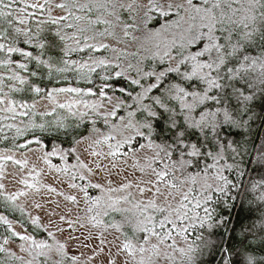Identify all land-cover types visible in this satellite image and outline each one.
Returning a JSON list of instances; mask_svg holds the SVG:
<instances>
[{
    "label": "snow or ice",
    "instance_id": "6c2138e0",
    "mask_svg": "<svg viewBox=\"0 0 264 264\" xmlns=\"http://www.w3.org/2000/svg\"><path fill=\"white\" fill-rule=\"evenodd\" d=\"M19 2L20 0H0V68L8 69L10 73L7 76L0 75V113H11L10 117L3 115L0 119L28 116V111L17 109L34 108L38 99L49 100L54 105L53 111L56 107L68 109L75 116L76 113L72 109L81 101L57 103L55 96L59 93H72L82 97L97 95L96 92L92 89L85 92L76 87L49 90L35 84L32 78H42L47 74L51 80L54 74L82 72L84 69L92 73L97 68L112 66L121 70L115 71L114 75L110 73L104 76L105 81L127 79L125 73L133 69V65L129 64L128 68L124 69L119 63L112 64L111 61L97 59L92 54L102 50L111 51L115 54L116 61L122 56L136 55L111 47L109 43L104 42L109 38L116 44L138 45V50L148 53L145 58L156 61L157 67L150 71L135 68L138 78L130 79V83L141 88L138 96L133 97L139 107L128 111L127 119L118 116L117 112L123 106V101L117 102L105 113L103 120L105 125H109V134L103 135L102 139H94L92 143L107 144L109 150L104 153L93 149L90 155L101 159L111 158V165L115 168L116 161L121 156L127 158L130 154L151 150L153 155L148 158L146 164H132L134 169L144 173L146 177L135 184L136 191L140 196L148 193L150 198L133 201L132 192L129 191L134 186L131 181L122 183L119 187H111L109 182L106 189L100 183L90 181L83 186L73 183L69 187L79 188V191L83 192L85 203L91 204L88 212H92L94 206L101 201V197L89 196V188L100 189L105 194L127 192L126 195L115 199L109 195V203L103 214L108 215V210L117 213H132L135 210L138 213L131 218L126 216L131 233L130 236H125L118 249L125 254L129 264H155L154 257L158 260L162 249L179 251L184 264H201L202 247H216L210 239L206 241L204 236L200 235L197 239L201 243L196 246H193L195 242L190 243L186 249H176L174 243L168 242L174 240L173 233L184 235L187 239L191 235L190 229L196 226L195 221L199 222L202 229L207 225L209 237L214 227H219L220 224L227 226V218H221L219 222L214 219L215 210L210 211L209 205L213 202L214 194L227 195L226 188L231 185V181L222 174V169H218L215 175L209 170L214 169L215 162L223 158V124H236L234 112H230L225 105L232 106L235 98L236 107L241 108L242 115L251 112L252 107H259L264 113V0H147L146 4L131 0L127 6L120 0H44V3L36 0L31 4L23 0L24 7L14 9L13 6ZM50 4L62 10L64 15L53 17L49 11L47 20H37L39 27L36 33L28 27L16 26L14 23L16 21L19 25H26L27 20L23 18L26 9L44 11ZM133 10L137 11V15L131 18L130 22L121 20V12ZM29 15L35 16L36 13ZM4 23L8 28L2 27ZM46 24L56 27H44ZM101 26H104L103 29ZM117 26L120 28V34L114 30ZM73 53L88 55V61L81 63L69 59ZM14 55L20 59H13ZM257 72L258 75L253 76ZM84 78L88 79L87 76ZM145 79L149 83H142ZM5 80L15 83L6 84ZM88 82L91 83V80ZM5 88L8 91H5ZM105 88L114 86L105 84L98 90L100 97L111 100ZM24 91L34 94L33 104L18 102L10 96L11 93ZM118 91L125 93L127 90L121 87ZM144 99L151 102L144 104ZM84 106L92 111L102 107L99 103H85ZM137 113L140 118H137ZM80 115L83 117L86 113L82 112ZM109 117L119 122L109 124ZM253 118L261 117L249 116V120ZM38 127L45 130L43 124ZM49 127H54L57 132L61 129L66 131L68 128L62 122L50 124ZM92 131L98 133L99 129L93 127ZM76 142L81 143L82 140ZM31 143L43 147L39 139L29 140L18 147L25 148ZM227 146L230 147L231 143ZM56 154H60L61 159L65 158L62 152L54 148L51 152H45L42 159L50 169L60 172L62 170L52 165L49 160L50 156ZM202 158L211 159L214 163H204L203 168L195 173L189 171L200 168ZM261 158L264 159V153ZM76 159L77 165L72 167L84 170L87 176L94 175L97 169L107 170L98 161L93 169L80 161L79 156ZM0 160L27 165V161H16L12 156H2ZM227 167L231 169V165ZM63 171L66 173L68 169ZM201 174L204 183L196 188L194 185ZM36 175H39V172H36ZM87 176L80 174L79 179L86 180ZM72 179H76L75 174ZM209 180L213 182L209 183ZM19 182L27 188H35V185L26 180ZM3 188L4 185L0 184V189ZM36 190L39 191L38 188ZM47 191L57 193V190L50 186ZM24 195L26 192L20 191L5 196L4 192L0 191V197L7 201H16L18 196ZM64 198L72 203L77 202L76 196L67 195ZM258 199L264 202V195ZM122 203L131 204V208L122 207ZM36 207L40 205L37 204ZM196 209H201L204 216L201 217ZM155 214H160L162 218ZM60 219L71 226L72 222L67 221L64 216ZM89 222L93 227L100 223L95 216H91ZM185 222H188L187 226ZM0 224L7 225L13 237L29 242L30 250L21 247V251H27L32 256V260L27 264H33L37 257L44 258L43 264H63L62 260L55 258L53 245L12 230L10 221L2 214ZM32 224H38V218L33 217ZM108 227L120 231L119 225ZM255 227L264 230V221L259 225L253 224L245 231L251 232ZM52 235L53 233L48 232L49 237ZM153 239L155 243H152ZM7 243L5 238L4 244ZM101 243L104 241L101 240ZM260 243L264 245V240ZM64 248L63 244H57L55 251L66 256ZM222 251L228 253L225 264H264V257L258 261L256 257L247 254V250L243 258L239 252L233 254L228 249ZM5 252L7 249L0 245V253ZM16 259L23 258L17 256ZM68 259L76 262L78 257L71 256ZM109 264L113 262L110 261Z\"/></svg>",
    "mask_w": 264,
    "mask_h": 264
},
{
    "label": "rangeland",
    "instance_id": "374dc122",
    "mask_svg": "<svg viewBox=\"0 0 264 264\" xmlns=\"http://www.w3.org/2000/svg\"><path fill=\"white\" fill-rule=\"evenodd\" d=\"M29 4L36 2V0H27ZM127 6L131 0H120ZM39 3H44V0H39ZM138 4H146L147 0H137ZM15 8L24 7L23 0H20L19 3L13 6ZM49 11L53 17L64 15L63 11L51 6H48L47 10L40 11L34 10L32 8L26 9L23 18L27 20L26 25H19L18 22L14 21L16 26L28 27L33 33L38 31L37 20H47L49 16ZM35 12L36 15L32 16L29 13ZM17 14L18 13H15ZM137 15V11L133 10L121 12V20L130 22L131 18ZM44 26H54L51 24H46ZM104 26H101L103 29ZM118 34H120V28L117 26L114 29ZM105 43H109L111 47H116L122 51L128 53H136L135 56L127 55L122 56L119 61L114 60V53L111 51H104L103 55L96 57L97 59L104 58L112 62V64L119 63L121 68L127 69L128 65H133V69L125 73L126 85L122 82L114 86V88H105L108 97H111V100L107 98L100 97L98 94L99 89H92L89 87L76 86L73 84L65 83L56 86H51L48 89L59 88V87H76L80 88L83 91L92 89L93 92H96L97 95H84L82 97H77L72 93H59L55 96L57 103H72L74 101H81L77 103L72 109L76 113L73 116L68 109H61L56 107L53 111L54 105L47 99H38L35 101V107L31 109H20L17 111H28V116H17L15 119H0V139L4 141L10 140L12 137L21 139L20 137L25 136L26 132L29 129H37L39 125L43 124L45 127H49L50 124L64 123L66 120L77 121H95V124H92L93 127L99 129V132H92V135L88 139H78L82 140L81 143L76 141L72 143L69 148H61L57 145L46 148L44 147L43 142L40 145L36 143L28 144L27 147L21 149H9L0 147V157L2 156H12L13 160L16 161H27L26 166L21 164H15L13 161L0 160V184L4 185L3 191L5 196L11 193H17L20 191L26 192L24 196H18L16 201H9L12 205L19 207L23 210L27 220L32 224V218H38V224L34 225L35 228L41 229L44 232L43 238L34 237L31 233L26 231L22 225L13 219L7 218L12 226V230L16 231L21 235H29L37 241L44 240L49 244L53 245V254L56 259L62 260L63 264H129L125 254L118 251L120 244L124 241L125 236H130L131 226L126 222V216L131 218L132 216L138 215V213L133 210L132 213H117L111 210H108V215H104V210L107 207L108 196L111 195L113 199L126 195L125 193H108L102 192L100 189H88L89 196L91 197H101V201L98 205L94 206L92 212H88L87 209L91 206L90 203H85V197L83 192L79 191V188H71L70 184H77L83 186L89 181L91 183H100L105 189L109 186L119 187L122 183H127L131 181L133 183V188L129 191L132 192V199L146 200L150 198V194L145 193L144 196L136 191L135 184L140 180L144 179L145 174L139 172L138 170L132 167L134 162H139L140 165L146 164L148 158H150L153 153L151 150H142L135 154H130L129 157L125 158L121 156L117 161V167L113 168L111 165V158L101 159L98 157H93L90 155V152L94 149L97 152H108L107 144L94 145L92 142L94 139H102L103 135L109 134L110 128L109 125H105L103 116L113 106L120 101H123V106L117 110L118 116H123L127 119L128 111H131L139 107V103L133 99V97L138 96L141 92V88L138 86L132 85L130 79L138 78L137 72L135 71L136 67L143 69L144 71H150L153 68L157 67V63L154 60L146 59L145 57L148 53L139 51V46L134 43L127 44H116L115 41L109 39L104 40ZM71 43V42H70ZM101 52V53H102ZM81 53H74L73 56H77ZM71 58V60H73ZM86 62L82 61L81 63ZM121 70L120 68H114L109 66L107 68H97L96 73L101 75V79L104 76L109 75L110 73L114 75L115 71ZM78 77L87 76L90 78V74L87 69H84L82 72H76ZM9 72H3L0 69V75L7 76ZM81 74V75H80ZM89 74V75H88ZM258 75L254 73V76ZM125 79V78H123ZM104 80V79H103ZM110 81L113 79H109ZM100 83L99 88L105 84L112 85L113 83L108 82ZM6 84L15 83L14 81L5 80ZM142 83L147 84L149 81L147 79L143 80ZM125 88L127 91L121 93L118 91L119 88ZM136 88L135 90H132ZM8 91L7 88L4 89ZM115 90V91H114ZM130 93V95H129ZM11 96V95H10ZM12 99L20 102H26L28 104H33L34 99L31 100H17L11 96ZM151 101L149 99H144L142 103L148 104ZM85 103L91 105L94 103H99L102 107L98 108L96 111H92L89 108H86ZM128 105H132V108H129ZM230 112H234L236 124H223L224 126H235V128L241 129L245 132L247 123L244 121H249L247 118L240 117L239 107H236L235 98H233L232 106L225 105ZM51 112L52 115H46V113ZM86 113L85 116L81 117L80 113ZM99 113V115H97ZM8 115L11 116V113H0V116ZM137 118L139 113H137ZM198 118V117H197ZM142 119V118H141ZM221 122L223 123V117H220ZM113 122H119L115 118L109 117V124ZM8 125H12L9 127ZM256 128V126H255ZM17 129H20L18 132ZM254 129V128H253ZM259 136L257 137V146L255 147L252 154V163L256 165L264 164V159L261 158V154L264 153V129L259 131ZM36 136L27 137L20 141L19 145L25 144L29 140H36ZM143 142V141H141ZM229 143H225V148L222 152V159H218L215 162V168L210 169V173L215 175L218 169H222V174L231 181V185L227 186L226 192L227 195H222L216 193L213 195V202L209 205L210 211L215 210L214 219L219 222L221 218H227V226L220 224L219 227H214L211 237H209V231L207 230V225L205 228L199 226V222L195 221V228L190 229L191 235L185 239L184 235H176L173 233L174 240L169 241L168 243H174L176 249L187 248L188 244L193 243V246L199 245L201 242L197 239L198 236L203 235L204 239L211 240L216 247H202L203 254L200 256L201 264H225L226 259L228 258V253L222 251L223 249H228L231 253L239 252V243L233 245L232 243L228 244V237L230 231V222L233 220L236 207H241L242 210L249 211V219L246 223H241L240 229L241 233L246 238L255 240H264V230H261L259 227L252 228L251 232H246L245 229L251 227L253 224L259 225L264 221V202H261L258 197L264 195V175L261 177L250 179L251 174L243 173L242 167L238 166L236 162V150L234 146L228 147ZM89 145H92L90 148ZM58 149L59 152L64 154V159H61L60 154L52 155L49 157L51 164L60 168L62 171L57 172L53 169H50L47 164L44 163L42 157L45 152H51L53 149ZM74 150V151H73ZM79 156L80 161L87 164L89 167L95 169L96 163L99 162L101 165L105 166L107 170L95 171V174L92 176H87V173L79 169L78 167L74 168L73 165H77L76 157ZM126 161V162H125ZM204 163L212 164L214 163L211 159H201L200 168H193L189 171L195 173L200 171L203 168ZM231 165V169L227 167ZM67 168L68 171L65 173L63 169ZM35 169V171H30ZM36 172H39V175H36ZM73 174L76 175V179H72ZM84 174L87 176L86 180H80L79 175ZM201 177H198L196 185L194 187L199 188L204 180ZM20 180H26L28 183L35 185V188H27L26 185L21 184ZM212 183V180L208 181ZM222 183V182H221ZM257 185V187H253ZM53 187L57 190V193H62L63 195H57V193H50L47 191V187ZM142 186V185H141ZM238 186V187H237ZM187 187V186H186ZM39 189V191L36 190ZM71 195L76 196L77 202L72 203L67 201L64 196ZM234 197L235 199H231ZM39 204L40 207H36ZM59 205V207H57ZM122 207L131 208V204H121ZM191 207V205H190ZM196 212L202 217L204 213L201 209H196ZM1 214V213H0ZM3 215V214H2ZM158 218H162L160 214H155ZM5 216V215H4ZM64 216L67 221H71V226L69 223H66L64 220H61L60 217ZM95 216L96 220L100 223L98 226L93 227L92 223L89 222V218ZM79 218V219H78ZM230 220V221H229ZM188 222H185L187 226ZM211 223V222H210ZM232 223V222H231ZM83 225V227L81 226ZM108 225H119L120 231H117L113 227H108ZM6 231L9 234H5L3 231H0V245H3L7 252L0 253V264H27L28 261L32 260V256L28 254L27 251H21V247L30 250V245L28 241L19 240L17 237H13L11 232L8 231L7 225ZM48 232L53 233L51 237L48 236ZM239 236V224L237 226L236 232ZM241 236V235H240ZM255 237V238H254ZM7 238L8 243L4 244V239ZM101 240L104 243H101ZM155 239L152 240V243H155ZM63 244L65 246L64 253H56V245ZM87 245V246H85ZM253 246V245H252ZM101 249H103L101 251ZM216 253V256L213 260L210 259L213 253ZM14 253L15 255H11ZM246 252L242 253V257ZM255 252L248 250L247 254L254 256ZM33 255L35 253L33 252ZM22 257V260H17L16 257ZM76 256L78 260L76 262L71 261L68 257ZM170 256H174V259H170ZM89 257H92L90 260ZM255 257V256H254ZM235 257H233L234 259ZM43 257H37V260L33 264H43ZM155 264H184L182 254L179 251L172 252L170 249H162L161 255L158 260L154 257Z\"/></svg>",
    "mask_w": 264,
    "mask_h": 264
},
{
    "label": "trees",
    "instance_id": "16d2710c",
    "mask_svg": "<svg viewBox=\"0 0 264 264\" xmlns=\"http://www.w3.org/2000/svg\"><path fill=\"white\" fill-rule=\"evenodd\" d=\"M2 27L8 28V25L4 23ZM55 27L56 26H50L49 28H55ZM30 29L33 30L32 27ZM101 52L92 55H94L96 58L99 57L100 55H103V52L102 53ZM72 55H74V53ZM13 59L19 60L20 57L14 55ZM72 59L80 62L88 61V55L81 53L77 56H73ZM0 69L3 72L6 73L9 72L8 69L5 68H0ZM100 77L101 75L99 73L93 72V74H90V78L88 79H85L84 77L79 78L78 74L75 73V71H71L67 73L54 74L51 80L49 79L47 74H44L42 78H32V79L35 84H38L42 88H46V89H48L51 86L60 85L62 83L63 84L69 83L76 86L99 89L98 85H100V83L106 82ZM88 80H91V83H89ZM108 82L113 83L112 84L113 86L121 84L122 82L126 85V79L123 78L113 79L111 81L109 80ZM135 89L136 88L132 90ZM10 95L17 100H31L34 97V94L29 91L11 93ZM239 110H240L239 114L240 117H242V120L243 118H247L249 120V116L261 117V118L259 119L253 118L249 120L245 132L241 131V129L235 128L234 125L233 127L223 125L222 139L224 140L225 143H231V145L234 146L236 150V162L238 166L242 167L241 170L243 173H248L249 175L251 174L250 179L252 180L254 178L261 177V175H264V164L262 163L256 165L255 163H252V154L255 147L257 146V137L259 136L260 133L259 131L261 129H264V113L261 112V109L259 107H252L251 112H249L247 115L241 114L240 107ZM64 124L68 126L66 131L64 129H61L59 132H57L54 127H45V130H42L41 128L29 129L26 132L25 136L20 137L21 138L20 140L12 137L10 140L3 142V140L0 139V147L9 148V149H21L18 147L21 140L27 137L36 136L37 139L43 142L44 147L46 148L57 145L65 149V148H69L72 145V143L75 142L76 140L82 139L83 137H90L92 135L93 132L92 121L77 120L73 122L72 120H66ZM77 125L79 126L77 127ZM0 213L5 215L9 219H13L17 221L20 225L24 227L26 231L31 233L34 237H38V238L44 237L45 234L43 230L35 228V226H33L27 220L21 208L12 205L9 201L5 200L3 197H0ZM248 219H249V211L242 210L238 204V206L236 207V211L234 213L233 220L231 221L232 223L230 222L231 225H230V231L228 237V241H229L228 244L232 243L233 245H235L239 243V249H240L239 253H241V255L243 252H246V250L247 252L248 250H252L253 252H255L254 256L259 261L261 257H264V245L260 243L262 239L255 240V239H250L249 237L246 238V235L244 236L241 233L240 225H242L241 223H246ZM238 224H239V236L235 233ZM0 231H3L5 234H9L6 231V226L3 224H0ZM215 256L216 253L214 252L212 256H210V259L213 260Z\"/></svg>",
    "mask_w": 264,
    "mask_h": 264
}]
</instances>
